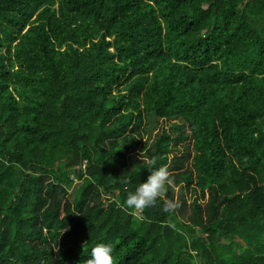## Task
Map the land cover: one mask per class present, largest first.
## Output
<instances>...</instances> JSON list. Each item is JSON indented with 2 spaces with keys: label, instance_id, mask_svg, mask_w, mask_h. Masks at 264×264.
Returning a JSON list of instances; mask_svg holds the SVG:
<instances>
[{
  "label": "trees",
  "instance_id": "16d2710c",
  "mask_svg": "<svg viewBox=\"0 0 264 264\" xmlns=\"http://www.w3.org/2000/svg\"><path fill=\"white\" fill-rule=\"evenodd\" d=\"M153 158L172 185L123 207ZM100 243L264 264V0H0V264Z\"/></svg>",
  "mask_w": 264,
  "mask_h": 264
},
{
  "label": "clouds",
  "instance_id": "9594fccd",
  "mask_svg": "<svg viewBox=\"0 0 264 264\" xmlns=\"http://www.w3.org/2000/svg\"><path fill=\"white\" fill-rule=\"evenodd\" d=\"M155 164L156 159L153 158L150 161L147 178L139 183L133 191L127 193L123 207L139 212L153 206L163 198L166 186L172 185V179L165 166L154 167ZM174 207L172 202L165 203V211ZM87 264H115L112 246L105 243L94 246Z\"/></svg>",
  "mask_w": 264,
  "mask_h": 264
},
{
  "label": "rangeland",
  "instance_id": "374dc122",
  "mask_svg": "<svg viewBox=\"0 0 264 264\" xmlns=\"http://www.w3.org/2000/svg\"><path fill=\"white\" fill-rule=\"evenodd\" d=\"M79 182H80V180H75V181H74V184H73V186H72V188H71V190H73V188H74Z\"/></svg>",
  "mask_w": 264,
  "mask_h": 264
},
{
  "label": "built area",
  "instance_id": "2783aa9c",
  "mask_svg": "<svg viewBox=\"0 0 264 264\" xmlns=\"http://www.w3.org/2000/svg\"><path fill=\"white\" fill-rule=\"evenodd\" d=\"M85 162H86V161L84 160L83 163H85ZM83 166H84V164H83Z\"/></svg>",
  "mask_w": 264,
  "mask_h": 264
}]
</instances>
